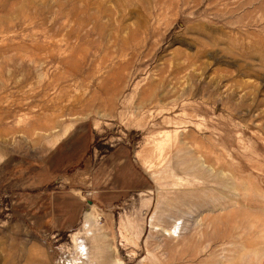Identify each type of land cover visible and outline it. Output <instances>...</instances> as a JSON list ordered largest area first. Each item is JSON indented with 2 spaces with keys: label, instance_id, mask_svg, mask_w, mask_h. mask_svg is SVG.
Returning a JSON list of instances; mask_svg holds the SVG:
<instances>
[{
  "label": "rangeland",
  "instance_id": "rangeland-1",
  "mask_svg": "<svg viewBox=\"0 0 264 264\" xmlns=\"http://www.w3.org/2000/svg\"><path fill=\"white\" fill-rule=\"evenodd\" d=\"M0 264H264V0H0Z\"/></svg>",
  "mask_w": 264,
  "mask_h": 264
},
{
  "label": "bare ground",
  "instance_id": "bare-ground-1",
  "mask_svg": "<svg viewBox=\"0 0 264 264\" xmlns=\"http://www.w3.org/2000/svg\"><path fill=\"white\" fill-rule=\"evenodd\" d=\"M93 216H94V212L92 213L91 210H88L86 213H85V220L89 223V222H92L93 220ZM94 223V222H93ZM92 224V223H90ZM95 226V225H94Z\"/></svg>",
  "mask_w": 264,
  "mask_h": 264
},
{
  "label": "water",
  "instance_id": "water-1",
  "mask_svg": "<svg viewBox=\"0 0 264 264\" xmlns=\"http://www.w3.org/2000/svg\"><path fill=\"white\" fill-rule=\"evenodd\" d=\"M90 204H92V201L90 202Z\"/></svg>",
  "mask_w": 264,
  "mask_h": 264
}]
</instances>
